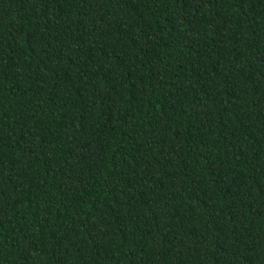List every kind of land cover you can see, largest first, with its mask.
<instances>
[{
	"label": "trees",
	"instance_id": "trees-1",
	"mask_svg": "<svg viewBox=\"0 0 264 264\" xmlns=\"http://www.w3.org/2000/svg\"><path fill=\"white\" fill-rule=\"evenodd\" d=\"M0 264H264V0H0Z\"/></svg>",
	"mask_w": 264,
	"mask_h": 264
}]
</instances>
